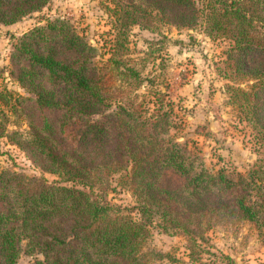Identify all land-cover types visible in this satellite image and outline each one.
Segmentation results:
<instances>
[{"label": "trees", "instance_id": "16d2710c", "mask_svg": "<svg viewBox=\"0 0 264 264\" xmlns=\"http://www.w3.org/2000/svg\"><path fill=\"white\" fill-rule=\"evenodd\" d=\"M51 1L0 0V23H19ZM111 2L117 30L107 60L68 19L48 20L17 40L10 75L29 96L0 92V103L26 129L12 130L3 111L0 144L19 148L43 175L0 170V264L22 256L29 264L173 261L151 246L153 229L183 235L191 262L211 264L203 258L211 230L250 222L264 235V0ZM163 25L230 43L221 74L263 156L248 174L210 170L172 135L173 105L156 87L166 67L142 78L127 37L134 26ZM120 188L134 207L109 200Z\"/></svg>", "mask_w": 264, "mask_h": 264}, {"label": "rangeland", "instance_id": "374dc122", "mask_svg": "<svg viewBox=\"0 0 264 264\" xmlns=\"http://www.w3.org/2000/svg\"><path fill=\"white\" fill-rule=\"evenodd\" d=\"M111 8V0H52L42 12L19 23H0V92L29 96L10 75L12 54L19 38L38 26H46L48 20H70L76 30L100 48L107 60L117 30ZM127 37L130 58L144 68L142 78L158 77L161 74L159 66L166 67L162 71L164 76L156 78V87L170 96L176 122L172 135L197 151L210 170L223 171L232 178L248 174L263 156L251 126L230 104L226 91L229 81L221 74L230 43L210 38L201 30H179L167 25L156 30L134 26ZM147 83L141 93L149 90ZM3 111L10 116L12 130L26 129L25 122L13 117L0 103V116ZM2 169H13L29 176L43 175L23 151L7 140L0 144ZM46 178L51 183L57 180L50 174ZM257 198L255 196L254 200ZM109 200L123 208L135 206L132 195L121 188L111 193ZM208 237L209 254L203 255L205 262L229 264L227 258H230L235 264H264V235L250 222L219 226L211 230ZM151 246L171 254L174 259L156 264H200L191 262L188 241L183 235L169 236L153 229ZM30 261V257L22 256L19 264Z\"/></svg>", "mask_w": 264, "mask_h": 264}]
</instances>
